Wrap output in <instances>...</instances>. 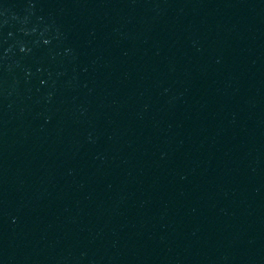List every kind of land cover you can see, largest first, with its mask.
I'll return each instance as SVG.
<instances>
[{
  "label": "water",
  "instance_id": "95a60500",
  "mask_svg": "<svg viewBox=\"0 0 264 264\" xmlns=\"http://www.w3.org/2000/svg\"><path fill=\"white\" fill-rule=\"evenodd\" d=\"M0 264H264V0H0Z\"/></svg>",
  "mask_w": 264,
  "mask_h": 264
}]
</instances>
